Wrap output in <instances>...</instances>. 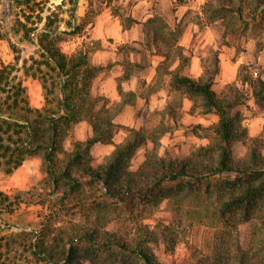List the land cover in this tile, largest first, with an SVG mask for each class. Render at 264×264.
<instances>
[{
    "label": "trees",
    "instance_id": "16d2710c",
    "mask_svg": "<svg viewBox=\"0 0 264 264\" xmlns=\"http://www.w3.org/2000/svg\"><path fill=\"white\" fill-rule=\"evenodd\" d=\"M218 1L205 5L214 17L238 14L249 27L248 18L264 15V0H256L248 13L244 0L238 5L236 0ZM155 21L156 16L149 19V23ZM23 24L26 36L32 38L36 28ZM170 26L163 23L161 27ZM163 32L156 30L154 41L157 51L166 56L160 67L171 74V88L195 102L199 100L203 113L217 114L219 119L209 126L194 125L198 132L210 136L207 144L187 155L147 158L136 170L131 162L144 143L149 139L156 143L162 135L179 129L178 107L182 103L167 107L174 124L163 123L151 131L131 128L133 135L117 144L109 160L93 165V147L114 143L121 124L92 91L102 66L91 62L89 52L77 49L68 53L60 44V32L48 26L39 33L40 57H33V62L23 68L27 75L41 79L46 99L43 107L31 105L19 67L6 64L0 69V167L12 173L28 158L41 155L50 176L49 194L60 202L43 228L24 234L21 244L34 254V264H84L85 259L92 264H164L155 245L163 241L167 250H174L172 226L166 222L152 225L145 220L168 198L177 201L178 212L186 203L200 205L196 212L202 222L210 217L212 224L229 230L242 222L253 223L258 217L264 222L263 143L254 142L248 162L235 163L232 159L233 145L248 134L239 109L243 97L239 90L235 96L220 94L214 87V74L194 78L184 73L192 53L177 37H172L171 43L165 35L160 37ZM165 42L169 46L164 47ZM168 57H172L170 61ZM178 58L179 63L172 68ZM251 79L256 102L264 104V79L253 75ZM82 120L92 124L93 135L76 141L61 157L65 138ZM1 199L4 202L9 195L0 191ZM71 206L79 208L83 219L73 222L69 233L63 226L66 221L57 225L52 220ZM69 209L63 214L68 215ZM126 224L134 231L125 229ZM258 232L253 229L248 247H241L235 256L219 248L203 264H264V240L254 237Z\"/></svg>",
    "mask_w": 264,
    "mask_h": 264
},
{
    "label": "rangeland",
    "instance_id": "374dc122",
    "mask_svg": "<svg viewBox=\"0 0 264 264\" xmlns=\"http://www.w3.org/2000/svg\"><path fill=\"white\" fill-rule=\"evenodd\" d=\"M211 1L220 3L218 0H0V69L6 64L19 67L18 73L27 87L31 105L43 107L46 102L43 83L40 78L27 75L23 66L31 64L33 57H40L39 33L45 27L60 32V44L65 51L72 53L77 49H84L89 52L90 58L91 52L101 46V42L93 38L92 34V25L101 15L107 18L117 17L125 26L132 25L139 19L146 22L148 20L147 39L144 42L148 47L142 53L137 49L138 45H118L128 53L132 49L139 52L137 54L140 60L135 63L144 65V68L153 64L154 60L157 62L155 78L149 82V69L136 67L126 54L121 58L126 69L123 77L126 78V74L131 71L138 74L141 95L147 98V103L137 112L143 123H120L121 128L114 137V143H98L93 147L92 164L104 163L109 160L117 144L133 135L131 128L145 127L147 131H151L163 123L174 124L175 120L167 107L170 104L178 107L182 103L183 106L178 107L179 129L162 135L156 143L152 139L144 143L131 162L132 169L136 170L147 158L156 160L162 156L187 155L207 144L211 140L210 136L205 132H198L194 125L209 126L219 119L217 114L203 113L199 100L195 102L182 92L173 90L170 86L171 74L160 67L166 56L160 52L165 57L154 56L153 50L157 46L152 37L157 35L156 30L160 33L164 31L160 37L165 35L170 43L173 42L172 37H177L180 42L185 31L189 30V45L186 47L192 53L191 59L196 55L201 60L196 65L190 60L183 72L194 78L214 74V87L220 94L235 96V90H239L244 100L239 109L248 134L233 145L232 159L235 163L248 162L254 142L257 140L264 145V104L256 102L251 79L252 75L264 79V15L259 14L256 19L248 18L250 24L247 27V22L238 14L226 18L214 17L211 10L205 9L206 3ZM241 1L243 0H236L237 5ZM244 1L245 13L255 8L256 0ZM155 16L156 21L149 23V19ZM23 23L36 28L31 33L32 38L26 36ZM163 23L171 26L162 29ZM167 45V42L163 43L164 47ZM171 58L168 57L167 61ZM178 63L179 58L172 68ZM104 68L102 66L99 74ZM119 90L122 96L120 101H113L110 97L93 92L101 97L100 105H110L108 107L116 114L115 118L121 112L122 104L137 99V93L126 91L121 85ZM159 90L164 93L161 99L167 96L165 104L151 108V94ZM187 99H190L188 109L185 108ZM93 133V126L89 121L76 123L65 138V151L60 156H66L74 148L76 141H85ZM46 170L47 164L41 155L28 158L12 173L0 167V191L9 195L8 200H0V245L3 243L0 246V264H34V254L21 244L24 234L32 229L43 228L60 205L58 198L49 194L51 184ZM3 197L2 195L1 198ZM69 208H66L69 209L68 215L63 214L66 212L64 210L58 217H53L52 221L57 225L66 221L63 226L70 233L73 222L83 219V216L79 208ZM177 209L175 199H165L145 220L152 225L166 222L172 226L170 239L174 240V250H167V243L163 241L155 245L158 258L164 264H203L219 248L235 256L241 247H248L253 238V229L259 231L254 235L256 240H264L262 218H256L253 223L242 222L237 229L229 230L212 224L210 217L202 222L201 214L196 212L197 209L201 210L200 205L194 207L186 203L180 212ZM114 226L117 228L116 224ZM123 227L133 230L130 224ZM257 246L261 247V244L258 243ZM84 264L92 263L85 259Z\"/></svg>",
    "mask_w": 264,
    "mask_h": 264
},
{
    "label": "crops",
    "instance_id": "0c3cea01",
    "mask_svg": "<svg viewBox=\"0 0 264 264\" xmlns=\"http://www.w3.org/2000/svg\"><path fill=\"white\" fill-rule=\"evenodd\" d=\"M147 22L146 20L139 19L136 20L134 24L125 26L121 20L117 19V17L111 16L107 18L101 15L97 22L92 25L93 38L101 42V46L91 52L90 60L94 64L105 67V70L95 78L93 92L101 93L106 97H110L113 101H120L122 98L119 90L120 85L126 91L130 90L134 94L137 93V99L135 100L136 102H126L125 104H122V110L117 118H115V121L119 124L139 125L140 123H143L137 112L147 103V98L141 95V85L138 74L131 71L130 73L126 74V78L123 77L126 69L121 58L126 54V56H130V61L133 64L140 60V57L137 53H142V51L148 47L147 44H144L145 40L147 39ZM188 33L189 30L185 31L183 39H181L179 42L180 44L184 46L189 45L190 38ZM152 39L154 38L152 37ZM125 44H127V46L129 44L138 45L139 48L137 49H139V52H134L132 49L130 51V55L126 49L122 48L125 46ZM118 45L123 46L119 48ZM153 52L155 53L154 56L159 58L165 57L164 55L160 54L156 48L153 50ZM191 60L193 61V64L196 65L201 60V57L194 55ZM135 66L141 69H149V72L151 73H149L150 75L148 76L149 82L155 78V74L157 72V62H155V60L153 61V64L146 66L147 68H144V65L140 63H135ZM197 73H199V71ZM161 95H164L163 90H159L151 94L152 100L151 104H149L151 108L157 107L159 105L163 106L165 104L167 96L165 95V98L161 99ZM186 104L187 105L185 108L188 109L190 99H187ZM108 106L110 105L108 104Z\"/></svg>",
    "mask_w": 264,
    "mask_h": 264
}]
</instances>
